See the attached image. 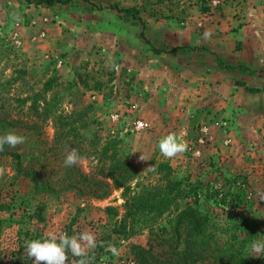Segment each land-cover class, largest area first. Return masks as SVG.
<instances>
[{
  "label": "rangeland",
  "instance_id": "374dc122",
  "mask_svg": "<svg viewBox=\"0 0 264 264\" xmlns=\"http://www.w3.org/2000/svg\"><path fill=\"white\" fill-rule=\"evenodd\" d=\"M112 4L133 7L138 18ZM251 5L264 23V0H0V135L26 137L4 150L18 152L39 183L0 155V264H33L27 241L83 231L105 244L89 253L91 264H136L130 245L170 233L187 206L209 216L219 249L237 250L242 264H264L250 248L264 241V132L202 131L196 105L174 87L189 57L173 43L214 34L220 19ZM137 119L147 127L133 129ZM169 133L188 144L174 159L158 147ZM72 149L84 159L65 167ZM117 161L129 166L123 186L109 176Z\"/></svg>",
  "mask_w": 264,
  "mask_h": 264
},
{
  "label": "crops",
  "instance_id": "0c3cea01",
  "mask_svg": "<svg viewBox=\"0 0 264 264\" xmlns=\"http://www.w3.org/2000/svg\"><path fill=\"white\" fill-rule=\"evenodd\" d=\"M253 10L251 5L241 17L220 19L209 40L186 28L189 34L176 43L170 37L163 42L165 47L172 41L179 56L189 57L176 69L174 87L183 88L212 135L216 129L238 138L264 132V23Z\"/></svg>",
  "mask_w": 264,
  "mask_h": 264
},
{
  "label": "trees",
  "instance_id": "16d2710c",
  "mask_svg": "<svg viewBox=\"0 0 264 264\" xmlns=\"http://www.w3.org/2000/svg\"><path fill=\"white\" fill-rule=\"evenodd\" d=\"M67 0H37L38 4L46 3L52 5L56 2L64 3ZM111 8H116L119 11L131 12L133 16L138 18V12L133 7L118 6L112 4ZM244 85V83H238ZM248 89V88H247ZM250 91H258L259 88H249ZM8 123H14L9 121ZM35 126V125H34ZM6 154L11 156L14 170L24 176H29L35 186H38V181L26 169L22 162L21 156L18 152L2 151L0 155ZM128 164L124 161H117L111 169L109 176L116 186H123L124 178ZM118 170V172H116ZM155 203L150 204V207ZM162 204L164 207L168 204L167 199H162L157 204ZM134 204V203H133ZM136 208H140L141 201L135 203ZM112 209V207H109ZM209 216L200 212L197 208L187 206L181 209L175 216L171 232L153 233L155 243H147V246L140 244H131V252L133 254L136 264H242L239 260L240 252L228 248L226 250L219 249L215 242L213 235L208 233ZM252 231H249L247 238H252ZM165 246L167 250L154 252V247Z\"/></svg>",
  "mask_w": 264,
  "mask_h": 264
},
{
  "label": "clouds",
  "instance_id": "9594fccd",
  "mask_svg": "<svg viewBox=\"0 0 264 264\" xmlns=\"http://www.w3.org/2000/svg\"><path fill=\"white\" fill-rule=\"evenodd\" d=\"M211 30H205L203 38L211 39ZM113 68L118 66L113 62ZM26 137L15 132H8L0 135V152L4 151V146L16 148L23 145ZM159 151L166 159H174L182 156L188 151L186 141L180 140L175 133H169L159 141ZM84 157L76 149L69 151L64 159L65 167H73L83 161ZM5 169L0 168V176ZM97 247H105L104 242L98 243L96 235L91 231H83L78 235L68 236L66 233L59 236L48 234L43 239H33L26 242V252L33 264H91L90 252H94ZM251 251L256 257L264 254V241L256 240L250 245ZM107 250L113 256H119V250L111 244L107 245ZM69 253L72 258L69 257Z\"/></svg>",
  "mask_w": 264,
  "mask_h": 264
},
{
  "label": "built area",
  "instance_id": "2783aa9c",
  "mask_svg": "<svg viewBox=\"0 0 264 264\" xmlns=\"http://www.w3.org/2000/svg\"><path fill=\"white\" fill-rule=\"evenodd\" d=\"M147 123L144 122L141 119H137L133 122V129L135 130H139V129H144L145 127H147ZM202 131H206V127L201 128ZM198 141H203L202 137L198 138Z\"/></svg>",
  "mask_w": 264,
  "mask_h": 264
}]
</instances>
